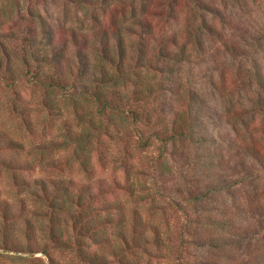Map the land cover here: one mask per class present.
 Returning a JSON list of instances; mask_svg holds the SVG:
<instances>
[{"label": "rangeland", "instance_id": "1", "mask_svg": "<svg viewBox=\"0 0 264 264\" xmlns=\"http://www.w3.org/2000/svg\"><path fill=\"white\" fill-rule=\"evenodd\" d=\"M112 1L97 9L75 0L0 5V63L10 71L0 82V264H83L53 247L50 229L72 242L71 219L84 209L94 220L113 219L104 243L81 242L114 264H264V0H178L171 9L172 0H151L154 35L127 21L120 67L94 62V73L110 77L112 109L102 120L107 131L83 136L90 107L27 81L37 66L23 39L47 29L61 58L43 72L78 91L85 80L77 78L75 42L94 49L99 23L117 19ZM142 4L134 0L138 17ZM49 41L40 34L34 42ZM139 131L151 139L143 150ZM159 139L166 140L161 158ZM153 187L162 196L140 201ZM135 210L137 229L150 241L159 234L161 244L118 263L115 222L125 215L132 237ZM179 238L186 248L176 263Z\"/></svg>", "mask_w": 264, "mask_h": 264}, {"label": "trees", "instance_id": "2", "mask_svg": "<svg viewBox=\"0 0 264 264\" xmlns=\"http://www.w3.org/2000/svg\"><path fill=\"white\" fill-rule=\"evenodd\" d=\"M22 2V0H20ZM76 3L80 5H87L90 8L97 9L99 5L100 0H75ZM143 4L141 7L143 8V12H141V16L138 17V11L137 7L134 5V0H113L112 4L118 7H113V13L116 16V21L112 25H106L99 23L98 27L95 29V31L92 34L93 37V47L91 51H85L83 50L84 42L77 43L75 42V45L80 48V51L78 50L76 53V60H77V70H78V77L79 79L85 80V83L83 85L79 84L78 91L75 90V87H77V84L72 83L68 86L69 83H66V81H63V77L60 76L59 73L55 72L54 77H48L43 70V65H49L53 66L54 64L57 65V62L61 58V55L58 53L59 50H55V47L53 46L50 33L47 32V29H43L42 31L38 32L41 35L48 37L49 42L47 44H41L34 42L38 35L26 37L23 39L25 42L24 45L26 46V42H28V46L30 48H33L32 52L35 60V64L37 68L34 69V71H27L26 78L29 83H31L33 86L39 87L42 90H44L47 94H52L55 91H60V93L64 94V96H67L69 100H71L74 103H80L84 102L86 103L90 109L91 112L87 113L86 115H83V136H91L93 133V136L95 134L99 135L100 130L107 131L108 127L103 125L102 120L107 116L109 112H111L112 107L110 106V102L106 97L105 92H108V87L112 86L110 83V77L106 76L104 74L101 77V72L94 73V68L97 66V62L94 64L95 61L102 59L107 61L106 63H113L117 67H120V63L122 62V59L126 57V51L124 48V40L127 39V34L121 29V27L124 25L125 22L130 21L132 24L135 23V25L143 26L148 29L151 34L158 29L156 26L157 24L154 21L155 14L151 15V11L149 12L148 9V3L151 2V0H141ZM10 2V3H9ZM178 0H172V3L170 4V9L172 8L173 4H177ZM21 6V3L19 0H8L7 3L0 4L2 6V10L11 11V5L14 6ZM10 6V9L8 8ZM36 11V10H34ZM39 18H41V15L38 14ZM119 18V19H118ZM139 18V20H138ZM135 20V21H133ZM154 34L149 36L151 38ZM95 38V39H94ZM84 40H86L83 37ZM113 39V43L111 46H109V42ZM73 42L75 41V36L73 39H71ZM82 45V46H81ZM152 61L145 63V64H151ZM2 63H0V82L4 83L5 77L7 76V73L10 71L3 70L2 69ZM148 65V66H149ZM55 70V69H54ZM97 71V70H95ZM100 74V75H98ZM9 75V74H8ZM76 78V79H77ZM11 84H14L12 82ZM10 83H6V87H11ZM114 85V84H113ZM80 89V90H79ZM48 103L45 102L44 105H47ZM14 107V106H13ZM14 110H16V107H14ZM132 115L134 114L131 112ZM125 115V114H124ZM125 118V117H124ZM125 120V119H124ZM25 124L27 127H30V124L28 121H25ZM138 139H137V148L139 150L146 149L149 144L150 140L149 138H142V135L139 131L138 133ZM156 139V135H153ZM160 145H159V157H162V154L165 151V142L166 140L159 139ZM90 142V140H87L86 137H84L81 140H78V145L84 149V147ZM14 146L15 143L13 141H8V145ZM14 148V147H13ZM145 196V197H144ZM140 196V201H143L148 196L155 201L157 197H161V193L153 187L152 193H148L147 195ZM72 196H69L68 199H70ZM90 198V197H88ZM80 198L77 199L78 206H82L80 203ZM105 204V203H104ZM84 206V205H83ZM104 211H107V206L104 205ZM6 211L3 214V219L6 221ZM82 215V216H81ZM79 215L77 218L71 219L72 229L74 231V240L72 242L67 243L68 241H64L61 239L58 233H56L53 228L50 229V235L52 239H54V245L56 249L59 250H65V251H73L75 255L81 258L83 264H114L115 261H109L108 258L93 252L87 251L88 245L85 241L82 244L81 240L86 239H95L97 241H101V243H104V239L102 238L103 233L108 228L107 225L114 223L113 219L107 215V217H100L98 219H92L88 217V212L86 209H84V214ZM84 215V216H83ZM137 210L134 211V217L133 219H137V227H133L132 237L126 236L124 233V228L126 226V218L125 215L121 214L119 219L115 222L118 225V234L120 235V243H121V251L119 254V257L117 258V262H125L126 254L130 252H135V250H141L146 252L147 247L150 243H152L154 246H158L161 244L160 236L157 234V236H154L152 241H150L145 233L144 230L139 229V224H141V218L137 216ZM138 228V229H137ZM159 240V241H158ZM52 247V248H53ZM183 248H186V245L184 246V242L182 238H179L178 245L176 246V250L178 251V255L174 257L175 262H179L180 260V254L179 251H182ZM43 252L45 254H48V250H44ZM114 260V259H113ZM182 264V263H178Z\"/></svg>", "mask_w": 264, "mask_h": 264}]
</instances>
